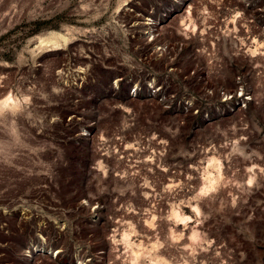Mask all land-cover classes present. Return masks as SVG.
I'll return each instance as SVG.
<instances>
[{"label":"rangeland","instance_id":"rangeland-1","mask_svg":"<svg viewBox=\"0 0 264 264\" xmlns=\"http://www.w3.org/2000/svg\"><path fill=\"white\" fill-rule=\"evenodd\" d=\"M30 244L264 264V0H0V264Z\"/></svg>","mask_w":264,"mask_h":264},{"label":"built area","instance_id":"built-area-1","mask_svg":"<svg viewBox=\"0 0 264 264\" xmlns=\"http://www.w3.org/2000/svg\"><path fill=\"white\" fill-rule=\"evenodd\" d=\"M148 20H152L150 17H148L147 18ZM186 30H187V28H186ZM154 30H152V32H153ZM151 36H152V38L154 37L152 34H151ZM151 38V39H152ZM232 42H234L233 40H232ZM160 50H162V51H164V50H166L167 49V47H162V46H159L158 47ZM247 99H249V98H247ZM32 249L33 250H35V248H34V245L32 244H30L27 248H26V252H27V254L25 255L26 257L23 259V261L22 262H20L19 264H31V260H30V257H32V255H31V252H32ZM35 252H37L36 250H35ZM29 253V254H28ZM53 256L54 257H56L57 256V253H54L53 254Z\"/></svg>","mask_w":264,"mask_h":264},{"label":"bare ground","instance_id":"bare-ground-1","mask_svg":"<svg viewBox=\"0 0 264 264\" xmlns=\"http://www.w3.org/2000/svg\"><path fill=\"white\" fill-rule=\"evenodd\" d=\"M60 37L63 38L64 40H66V37L65 36H62L61 34L55 33V34H53V38L49 39L47 42L53 44L54 46H57V45H59V39H60ZM13 100L14 99H12V98H8V101H12L13 102ZM5 102H4V104H5ZM4 104H2V105H4ZM249 180L252 181V179H249Z\"/></svg>","mask_w":264,"mask_h":264}]
</instances>
